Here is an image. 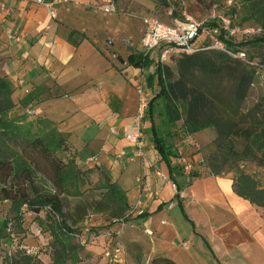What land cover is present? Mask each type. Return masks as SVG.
<instances>
[{"label": "crops", "instance_id": "0c3cea01", "mask_svg": "<svg viewBox=\"0 0 264 264\" xmlns=\"http://www.w3.org/2000/svg\"><path fill=\"white\" fill-rule=\"evenodd\" d=\"M78 1L60 7L55 19L30 0L5 1L8 14L0 9V76L9 80L14 103L9 115L30 107L36 116L28 120L51 121L67 137L65 152L91 170L90 182L99 183L104 170L124 191L130 211L146 213L135 218L145 233L151 231L147 262L163 254L177 264H264L263 208L233 192L234 171L212 175L201 163L204 150L211 149L212 129L168 139L202 172L189 184L176 157L162 158L154 147L156 115L141 121V155L124 140V126L136 110L134 86L148 69L110 61L100 38L82 23L88 20L83 4L92 0ZM72 31L85 35L75 46ZM155 86L146 78L151 98ZM172 183L184 190L181 200Z\"/></svg>", "mask_w": 264, "mask_h": 264}, {"label": "trees", "instance_id": "16d2710c", "mask_svg": "<svg viewBox=\"0 0 264 264\" xmlns=\"http://www.w3.org/2000/svg\"><path fill=\"white\" fill-rule=\"evenodd\" d=\"M239 1L243 6L245 20L257 24L262 32L261 35L238 43L223 39L227 50L232 54L243 52L244 58L233 57L215 48L182 55L175 59L177 76L166 64H158L147 77V84L153 87L156 83L158 90L149 101L146 117L152 119L156 115L159 118L157 125L151 122V133L154 147L162 158L177 155L168 139L212 129L214 138L210 144L211 149L206 154L209 149L206 148L202 163L212 175L234 171L233 192L251 204L264 208V186L259 184L252 173L242 170L240 166L243 162L264 166V122L255 112L244 111L242 108L256 80L254 68L264 66V61L253 65L251 57L246 58L244 51L246 46L264 45V0ZM161 3L168 5V0H161ZM70 38L75 46L85 35L72 31ZM127 62L141 69H150L152 64L139 52L129 54ZM223 82L230 84L229 91L220 87ZM11 95L9 80L0 76V169L11 164L10 176L21 179L30 177L32 183L29 187L33 186L37 194L29 200L13 201L17 211L11 219L2 223L0 231L6 230L8 222L12 221V226L23 232V215L20 214L23 204L36 213L46 205H51L49 215L52 237L55 240L65 237L71 228L64 218L57 220L55 216L63 217L64 198L84 196L83 188L88 183L91 170L80 168L75 157L67 152L66 157L59 155L67 148V137L51 121L39 117L35 125H24L25 115L10 116L14 107ZM261 101L264 107V84ZM99 171L101 178L95 187L101 190V197L92 204L84 202L76 208L75 215L79 219L72 220L73 226L89 208L93 213L106 212L112 221L128 220L130 206L124 191L112 181L107 172L102 169ZM46 196L57 197V203L46 202ZM178 205L181 206V203L178 202ZM139 216L144 217L146 213L141 212L135 217ZM60 253V264H64L67 258L65 249ZM136 261L140 264V257ZM9 264H34V258L19 253L10 259ZM150 264L177 263L163 254H157L152 257Z\"/></svg>", "mask_w": 264, "mask_h": 264}, {"label": "rangeland", "instance_id": "374dc122", "mask_svg": "<svg viewBox=\"0 0 264 264\" xmlns=\"http://www.w3.org/2000/svg\"><path fill=\"white\" fill-rule=\"evenodd\" d=\"M117 5V12L106 14L89 3L83 4V10L88 13V20H83V25L92 35L95 34L102 42L107 58L115 63H120L119 56L124 61L130 54L126 50L123 39L130 40L129 46L137 52L142 33V17L145 15H154L159 19L169 22L170 16L167 14V6H174V15L181 16L182 12L199 22L211 21L209 16L213 6L219 9L218 20L224 23L226 20L228 31L238 29L239 32L229 34V41L238 43L245 39L261 35V28L252 22L246 21L243 14L241 1L232 0V4H227V0H168L169 5H164L161 0H114ZM80 2L77 0V4ZM89 21V22H88ZM214 22V21H213ZM210 23V22H208ZM251 28L248 35L241 32L242 29ZM100 42V43H101ZM246 58L251 57L252 64L255 65L264 61V45L244 47ZM169 58L165 62L172 69L174 76H177L175 59ZM256 80L252 85L246 100L242 103L244 111L255 112L261 121L264 122V107L261 101L264 84V66L254 68ZM144 78L150 74L148 70L144 71ZM229 91L230 84L223 82L220 87ZM156 87V91L158 87ZM20 114L18 116H21ZM26 116V115H25ZM26 116L24 125H35V119L28 120ZM66 151V150H65ZM210 149H207L208 154ZM204 154V156H206ZM61 157L68 156L66 152L59 153ZM242 170L252 173L258 180L264 184V166H255L252 163L243 162L240 164ZM82 168V166H79ZM2 169H5L3 172ZM12 170L11 164H6L0 169V228L2 223L11 219L16 211V205L13 201L20 199H32L37 191L34 187H29L32 183L31 178L10 176ZM97 183L90 182L83 188L85 190L83 197H67L62 200V216L56 215L57 220L65 219L66 224L71 228V232L65 237L54 239L51 234V217L49 209L51 205H46L39 213L28 210L23 214L22 229L19 232L13 226L11 231H0V264H9V258L15 257L19 253H25L34 258V264H60V251L65 249L66 257L64 264H139L136 261L140 257V264H150L147 262V251L149 250V240L137 218L133 216L136 212L129 211L128 220L112 221L106 212L93 213L89 208L84 217L77 221L76 225H71L72 220H78L75 215L76 208L84 202L92 204L94 200L101 197V190L95 187ZM46 202L57 203V197L46 196ZM174 213L181 219L179 209ZM136 215V214H135ZM182 220V219H181ZM136 244L137 246H135ZM147 244V245H146ZM62 245L64 247H62ZM119 249V254L115 250ZM109 253L106 256V253ZM73 253V254H72ZM72 254V255H71ZM70 256V257H68ZM152 259V258H151ZM55 260V262L53 261Z\"/></svg>", "mask_w": 264, "mask_h": 264}, {"label": "built area", "instance_id": "2783aa9c", "mask_svg": "<svg viewBox=\"0 0 264 264\" xmlns=\"http://www.w3.org/2000/svg\"><path fill=\"white\" fill-rule=\"evenodd\" d=\"M5 1L8 0H4L0 4V9L5 12V14H8L9 9L5 6ZM30 1L37 5L43 6L53 19L57 18L60 7L66 6L68 4H77V0ZM227 4L231 5L232 0H227ZM90 5L102 13L111 14L117 12V5L114 0H92ZM167 7V14L170 16L169 22H165L154 15H145L141 20L142 33L137 52L143 54V56L147 57L151 61V68L148 69L150 72L158 64H165L169 58L179 57L182 55H191L209 48L221 50L231 54L233 57L244 58L243 52L232 54L229 50H227L223 39L229 40L228 35L239 32V30H226V20H224V23H221L218 20V17L220 16L218 15L219 9L217 6H213L211 10V14L209 16L211 21H208L210 23L196 21L183 12L181 16H175L174 6L169 5ZM241 32L248 35V33L251 32V28L242 29ZM220 36H222V38ZM134 92L136 96V110L131 120L124 126L122 137L124 140H126V142L136 149V155H141L143 153V133L141 129V121L146 117L148 104L151 99V94L145 89L144 77H142L135 84ZM23 115H26L27 117H35L36 112L34 109L29 107L24 110ZM175 157V162L180 166L186 184H189L193 179L202 174V172L196 170L193 160L188 155L180 152ZM172 188L177 198L181 200V198L184 196V190H180L175 183H172ZM173 205L174 203L170 202L168 204V208H172ZM26 211L27 205L23 204L20 207V214L23 215ZM262 216L264 219V208L262 210ZM117 221H122V223L125 222L122 219ZM161 223H165V221L162 220ZM12 224V221L8 222L6 228L8 232L11 231ZM146 233L151 234V231L147 230ZM182 246L185 247V243L182 244ZM115 253L119 254V249H116ZM108 255L109 253L107 252L106 256ZM11 258L12 257L9 259Z\"/></svg>", "mask_w": 264, "mask_h": 264}, {"label": "water", "instance_id": "95a60500", "mask_svg": "<svg viewBox=\"0 0 264 264\" xmlns=\"http://www.w3.org/2000/svg\"><path fill=\"white\" fill-rule=\"evenodd\" d=\"M122 41H123V42L125 43V45H126V50L129 51L130 54L134 53V48H133L132 46H129V45H128V42H129L130 40H128V39H123ZM117 59H118L120 62H123V59H121L119 56H117Z\"/></svg>", "mask_w": 264, "mask_h": 264}, {"label": "bare ground", "instance_id": "6f19581e", "mask_svg": "<svg viewBox=\"0 0 264 264\" xmlns=\"http://www.w3.org/2000/svg\"><path fill=\"white\" fill-rule=\"evenodd\" d=\"M5 169L2 170V172L4 171Z\"/></svg>", "mask_w": 264, "mask_h": 264}]
</instances>
